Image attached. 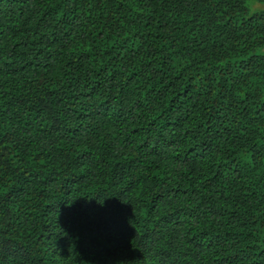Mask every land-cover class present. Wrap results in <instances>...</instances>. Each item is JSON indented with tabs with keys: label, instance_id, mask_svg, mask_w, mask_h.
<instances>
[{
	"label": "trees",
	"instance_id": "obj_1",
	"mask_svg": "<svg viewBox=\"0 0 264 264\" xmlns=\"http://www.w3.org/2000/svg\"><path fill=\"white\" fill-rule=\"evenodd\" d=\"M264 0H0V264H264Z\"/></svg>",
	"mask_w": 264,
	"mask_h": 264
},
{
	"label": "rangeland",
	"instance_id": "obj_2",
	"mask_svg": "<svg viewBox=\"0 0 264 264\" xmlns=\"http://www.w3.org/2000/svg\"><path fill=\"white\" fill-rule=\"evenodd\" d=\"M259 9L264 10V4H261Z\"/></svg>",
	"mask_w": 264,
	"mask_h": 264
}]
</instances>
